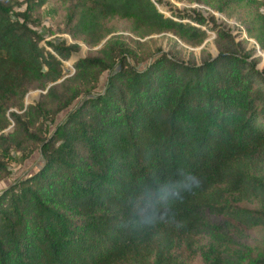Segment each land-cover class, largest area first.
<instances>
[{"label":"trees","instance_id":"16d2710c","mask_svg":"<svg viewBox=\"0 0 264 264\" xmlns=\"http://www.w3.org/2000/svg\"><path fill=\"white\" fill-rule=\"evenodd\" d=\"M50 1L90 46L125 20L140 38L201 44L212 31L217 55L141 58L110 37L68 77L79 47L33 28ZM186 1L243 9L264 52V0ZM238 37L152 0H0V182L14 153L41 162L0 191V264H264V243L240 244L264 230V65ZM32 90L45 94L11 112Z\"/></svg>","mask_w":264,"mask_h":264},{"label":"rangeland","instance_id":"374dc122","mask_svg":"<svg viewBox=\"0 0 264 264\" xmlns=\"http://www.w3.org/2000/svg\"><path fill=\"white\" fill-rule=\"evenodd\" d=\"M157 9L162 12L165 16L169 17L173 13L178 15H190L194 13H201L204 18H209L213 16L216 24L226 30H229L238 39L245 40L248 45V49L254 51L255 56L260 59L259 68L264 65V52L260 50L257 42L249 38L244 30L245 21L247 20L245 16V11L243 9H236L233 16L218 13L211 9V7L205 4L190 3L186 0H152ZM23 8H25L23 6ZM63 9L55 1H50L41 10L36 11L33 16V28L41 33L45 41H54L57 39H63L67 44L77 45L79 50L77 53L73 54L72 57L65 61L64 65L67 68V76L73 74V64L80 58L94 56L102 47L104 42L110 37H117L120 40L127 42L136 52V54L143 58L148 57L150 54H156L157 52L166 53H179L185 59L195 58L199 60L202 56H216V35L214 32L207 30V37L201 44L188 43L174 32H164L161 34H155L147 36L145 38H140L136 36L130 27V22L125 20H113L108 23V27L113 31L101 44L97 46H90L83 40H74L70 35L63 32L62 25ZM42 46L46 47L45 42L41 43ZM261 52H260V51ZM45 94V91L32 90L26 94L23 100V110L17 108L11 109V112H17L22 114L28 106L37 103L41 96ZM59 117L58 119H60ZM9 125L1 132L4 134H9L13 132V123L10 118ZM15 159L9 161V172L10 174L2 179L0 182V191L7 187L12 180L20 176L23 172H34L40 165L41 162L38 160L37 154L31 156L30 158L24 159L23 153H14ZM24 159V160H22ZM242 206L247 208H258L259 203L256 201L252 202H241ZM264 243V230L260 228L252 229L248 232V237L245 240H241L240 244L243 246H248L250 248H256ZM206 243L204 242L203 245ZM188 263L191 264H202L201 260L189 259Z\"/></svg>","mask_w":264,"mask_h":264},{"label":"water","instance_id":"95a60500","mask_svg":"<svg viewBox=\"0 0 264 264\" xmlns=\"http://www.w3.org/2000/svg\"><path fill=\"white\" fill-rule=\"evenodd\" d=\"M260 51V50H259ZM261 52V51H260Z\"/></svg>","mask_w":264,"mask_h":264}]
</instances>
